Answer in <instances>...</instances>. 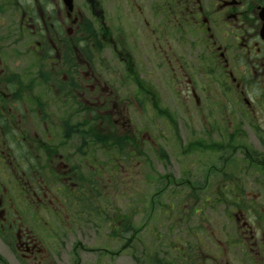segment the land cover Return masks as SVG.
I'll list each match as a JSON object with an SVG mask.
<instances>
[{
  "label": "flooded vegetation",
  "instance_id": "af4514ba",
  "mask_svg": "<svg viewBox=\"0 0 264 264\" xmlns=\"http://www.w3.org/2000/svg\"><path fill=\"white\" fill-rule=\"evenodd\" d=\"M262 119L264 0H0V264H264Z\"/></svg>",
  "mask_w": 264,
  "mask_h": 264
},
{
  "label": "rangeland",
  "instance_id": "374dc122",
  "mask_svg": "<svg viewBox=\"0 0 264 264\" xmlns=\"http://www.w3.org/2000/svg\"><path fill=\"white\" fill-rule=\"evenodd\" d=\"M234 123L236 122V119H231ZM262 123L264 124V119L261 120ZM190 124V127H192L193 129H198L200 126V123L197 121V118L194 117L193 120L189 123ZM244 127L246 128V126L244 125ZM250 136V135H249ZM256 135H254L253 133L251 134V142H254L256 141V138H255ZM248 138V137H247ZM156 168L157 170H161V165H156ZM138 177L139 179L141 178V167H139L138 169ZM176 188H179L176 186L175 183L172 182V180H170V183L168 184L166 181L165 183L164 182H161L159 184L157 183H154L152 184V191H155V194L156 196H166L171 194V193H174L173 191H176L177 189ZM147 189V186H146V183L144 181H142V179H140V182H139V190L140 192H142V195H140L139 197V205H149L148 203V200H147V196H146V193L143 192L142 190H146ZM205 190V189H203ZM209 189L205 190V191H208ZM178 194H180V191L178 189ZM264 199V198H263ZM122 203L123 205H130L131 204V201L130 200H127L126 198H123L122 199ZM155 204L156 205H160L163 203V201H165V198H155ZM160 203V204H158ZM220 205H223V204H220ZM8 256V255H7ZM9 263L10 264H18L17 261H15L14 259H10L9 258ZM65 262H62V264H64ZM61 264V263H60ZM122 264H130L129 262H125V260L123 261Z\"/></svg>",
  "mask_w": 264,
  "mask_h": 264
}]
</instances>
